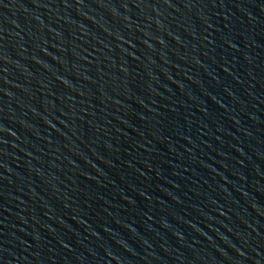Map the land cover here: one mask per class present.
Segmentation results:
<instances>
[{"label": "water", "instance_id": "95a60500", "mask_svg": "<svg viewBox=\"0 0 264 264\" xmlns=\"http://www.w3.org/2000/svg\"><path fill=\"white\" fill-rule=\"evenodd\" d=\"M0 264H264V0H0Z\"/></svg>", "mask_w": 264, "mask_h": 264}]
</instances>
